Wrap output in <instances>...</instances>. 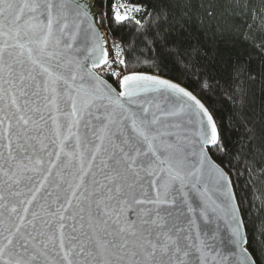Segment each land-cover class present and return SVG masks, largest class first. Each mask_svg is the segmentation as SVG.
<instances>
[{"label": "snow or ice", "instance_id": "snow-or-ice-1", "mask_svg": "<svg viewBox=\"0 0 264 264\" xmlns=\"http://www.w3.org/2000/svg\"><path fill=\"white\" fill-rule=\"evenodd\" d=\"M193 20L251 32L264 0H0V264H260L264 125L226 139L213 94L246 91L152 56Z\"/></svg>", "mask_w": 264, "mask_h": 264}, {"label": "trees", "instance_id": "trees-1", "mask_svg": "<svg viewBox=\"0 0 264 264\" xmlns=\"http://www.w3.org/2000/svg\"><path fill=\"white\" fill-rule=\"evenodd\" d=\"M144 2L154 3L155 0ZM96 7L99 10L98 4ZM116 35L125 42L136 40L135 32L127 28L121 29ZM137 48H141L139 41ZM186 53H191L189 59L201 66L207 75L215 76L221 85L227 82L236 93L241 88L247 93L243 102L235 100L223 88L221 95L213 94L214 106L219 109L216 118L218 123L223 124L226 139L236 142L244 134L246 121L250 120L257 126L264 125V25L253 28L251 32L245 30L237 34L223 27L209 30L199 20H193L185 26L184 35L176 44L158 48L152 56L158 60L163 56L167 64L172 66L180 64L181 57ZM249 198L253 201L248 216V231L251 233L264 222V213L259 211L264 202V179L249 189ZM256 235L258 237V233ZM257 257L260 264H264V256L259 250Z\"/></svg>", "mask_w": 264, "mask_h": 264}, {"label": "water", "instance_id": "water-1", "mask_svg": "<svg viewBox=\"0 0 264 264\" xmlns=\"http://www.w3.org/2000/svg\"><path fill=\"white\" fill-rule=\"evenodd\" d=\"M91 2V0H90ZM97 8V7H96ZM217 224L219 225V236L222 238V243L219 244V250L223 252L225 255L229 253V251L233 248V245H231L228 242V236H229V230L227 228V225L224 220H219L213 225H211L212 229H215ZM229 259H234L233 257L229 256Z\"/></svg>", "mask_w": 264, "mask_h": 264}, {"label": "built area", "instance_id": "built-area-1", "mask_svg": "<svg viewBox=\"0 0 264 264\" xmlns=\"http://www.w3.org/2000/svg\"><path fill=\"white\" fill-rule=\"evenodd\" d=\"M109 39H111V38H109Z\"/></svg>", "mask_w": 264, "mask_h": 264}]
</instances>
